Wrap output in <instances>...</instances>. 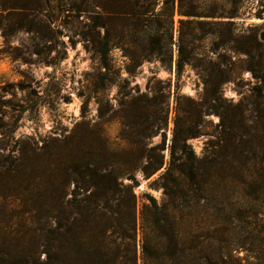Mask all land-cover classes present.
<instances>
[{
  "label": "trees",
  "instance_id": "trees-1",
  "mask_svg": "<svg viewBox=\"0 0 264 264\" xmlns=\"http://www.w3.org/2000/svg\"><path fill=\"white\" fill-rule=\"evenodd\" d=\"M242 1L162 0L158 9V0L93 1L100 12L91 16L87 42L108 71L114 46L137 65L151 59L171 65L176 46L178 75L195 57L187 43L214 35L219 60L203 77L197 118L218 116L215 139L198 156L188 143L197 128L181 129L176 119L168 146L145 150L138 141L143 148L133 167L123 156L116 167L108 156L104 166L86 157L61 170L62 182L48 172L38 188V249L27 251L29 239L15 245L16 235L0 234V264H264V22L239 27ZM24 15L0 7V28L7 30L11 16L22 26ZM114 21L117 41L110 33L117 30ZM245 70L253 78L248 94L227 100L221 85L239 84ZM162 168L155 179L162 198L145 193L138 208L134 172L148 177Z\"/></svg>",
  "mask_w": 264,
  "mask_h": 264
},
{
  "label": "rangeland",
  "instance_id": "rangeland-1",
  "mask_svg": "<svg viewBox=\"0 0 264 264\" xmlns=\"http://www.w3.org/2000/svg\"><path fill=\"white\" fill-rule=\"evenodd\" d=\"M93 1L0 0V7H14L25 14L22 26H15L19 20L11 16L5 23L7 30L0 28V234L16 235L15 245L29 239L27 251L38 249V188L48 172L62 182L61 170L86 157H94L100 166L113 159L116 167L123 156L128 158L127 166L133 167L143 148L138 141L144 140L145 150L161 142L168 146L176 119L181 129L197 128L188 143L198 156L215 139L218 116L210 113L197 118L203 77L209 65L219 60L214 35L187 43L195 57L178 75L176 46L171 65L156 59L137 65L114 46L108 71L99 66L87 42L91 16L100 12ZM160 5L162 0L157 9ZM240 7L239 27L264 22V0H243ZM178 19L175 13L174 42ZM112 26L117 28L110 30L117 41L120 23L114 21ZM241 78L239 84L221 85L227 100L235 103L248 94L253 78L247 70ZM92 152L99 154L92 156ZM163 152L166 159L168 149ZM162 170L148 177L140 170L134 172L138 208L145 193L157 201L162 198L155 181Z\"/></svg>",
  "mask_w": 264,
  "mask_h": 264
}]
</instances>
